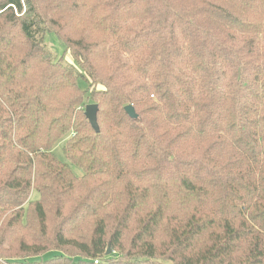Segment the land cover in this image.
Masks as SVG:
<instances>
[{"label": "trees", "instance_id": "obj_1", "mask_svg": "<svg viewBox=\"0 0 264 264\" xmlns=\"http://www.w3.org/2000/svg\"><path fill=\"white\" fill-rule=\"evenodd\" d=\"M0 264H264V0H0Z\"/></svg>", "mask_w": 264, "mask_h": 264}, {"label": "rangeland", "instance_id": "obj_2", "mask_svg": "<svg viewBox=\"0 0 264 264\" xmlns=\"http://www.w3.org/2000/svg\"><path fill=\"white\" fill-rule=\"evenodd\" d=\"M45 45L46 47L52 51V53L54 54V58L55 60H61L63 61L64 64L66 65H71L74 67V62L72 61L71 56L69 55V53L64 51V46L61 42L57 41L53 36L51 35H47L44 39ZM78 85L81 89H85L86 86L82 81L78 82ZM64 146V140L60 141L56 144V146L53 148V153L55 154V156L63 162H66V159L63 155V148ZM39 197V195L37 194V192L32 191L31 192V196L30 199L32 201L37 200ZM52 254H54V252H48L45 255L42 256V260H47L50 259L52 257ZM33 260H40V259H33Z\"/></svg>", "mask_w": 264, "mask_h": 264}, {"label": "water", "instance_id": "obj_3", "mask_svg": "<svg viewBox=\"0 0 264 264\" xmlns=\"http://www.w3.org/2000/svg\"><path fill=\"white\" fill-rule=\"evenodd\" d=\"M96 111H97V106L93 104L87 105L84 109V115L86 119L89 121L94 131L98 130V125L96 122ZM124 111L131 119H137V115L132 106H126L124 108ZM109 253H110V249L107 250L106 255H109Z\"/></svg>", "mask_w": 264, "mask_h": 264}]
</instances>
